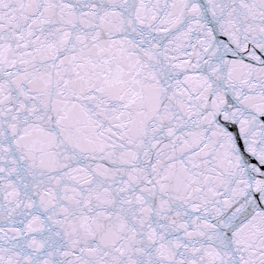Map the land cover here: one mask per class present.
Here are the masks:
<instances>
[{
	"label": "snow or ice",
	"instance_id": "1",
	"mask_svg": "<svg viewBox=\"0 0 264 264\" xmlns=\"http://www.w3.org/2000/svg\"><path fill=\"white\" fill-rule=\"evenodd\" d=\"M0 264H264V0H0Z\"/></svg>",
	"mask_w": 264,
	"mask_h": 264
}]
</instances>
